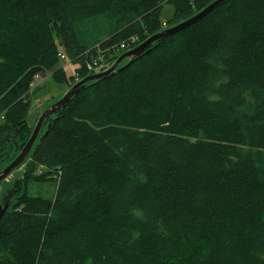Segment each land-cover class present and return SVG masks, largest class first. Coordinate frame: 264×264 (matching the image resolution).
Wrapping results in <instances>:
<instances>
[{"label":"trees","instance_id":"obj_1","mask_svg":"<svg viewBox=\"0 0 264 264\" xmlns=\"http://www.w3.org/2000/svg\"><path fill=\"white\" fill-rule=\"evenodd\" d=\"M213 1L0 0V171L33 131L37 76L69 88ZM132 59L50 114L0 187V264H264V0H226Z\"/></svg>","mask_w":264,"mask_h":264},{"label":"water","instance_id":"obj_2","mask_svg":"<svg viewBox=\"0 0 264 264\" xmlns=\"http://www.w3.org/2000/svg\"><path fill=\"white\" fill-rule=\"evenodd\" d=\"M224 1H226V0H215V1L211 2L207 7L202 9L200 12H198L194 16H191L189 19L179 23L178 26L176 25V26L164 29L163 31H160L159 33L149 37L146 41L139 44V46L137 45L135 48L126 51L124 54H122L117 59H115V61L110 65V67H108L104 71L99 72V73H92V74L78 80L74 85L69 87V90L59 100L54 101V103L52 105H50L47 109H45L41 113V115H39V118L37 119L36 124L34 125V128H32L33 131L31 133L29 139L25 142V145L23 146V148L21 149L19 154L16 155L15 158L4 169H1V171H0V182L3 181L6 177L10 176L11 172H13L15 168L19 167L25 161L27 155L31 151V148H32L34 142L37 141V138H38V135L40 132V128L42 127L45 119L47 117H49L50 114L55 113L58 109H60L62 106H64L68 100H70L73 96H75V94L79 91V89L82 85H84L87 82H90V81H93V80H96L99 78H103V77L107 76L108 73H111V72L117 70L119 63L123 59H125V60L129 59V62H131L133 60L132 58L137 56L140 52H142L149 45H152V43L155 42L157 39L164 37V36L172 35V34L178 32V30H181V29L185 28L186 26L191 25L192 23H194L195 21L200 19L202 16H204L205 14L210 12L212 9H214L216 7V5L218 6L219 4H221ZM12 193H13V190L11 188H9V189H6L1 195L0 219L3 216V214L6 212V209H8L10 206Z\"/></svg>","mask_w":264,"mask_h":264},{"label":"rangeland","instance_id":"obj_3","mask_svg":"<svg viewBox=\"0 0 264 264\" xmlns=\"http://www.w3.org/2000/svg\"><path fill=\"white\" fill-rule=\"evenodd\" d=\"M162 5V12H161V20L163 22L162 29L166 28L169 23L167 21L172 17L174 12V8L169 3H163ZM170 26V25H169ZM126 50H119L116 52V55L119 57L124 54ZM127 60L123 59L118 67L123 66ZM60 64L66 71V75L70 76L72 74L73 66H69L68 60L60 61ZM37 85L35 88L32 89L30 95V108L28 112V123L30 126L36 124L39 115L47 109L50 105H52V101L59 100L68 90V86L66 84H56L53 82L52 78L49 74L39 75L35 78L32 87ZM4 165V163L0 164V168ZM4 169V168H3ZM19 173H21L20 169H17L11 172V175L6 177L3 181L0 182V187H7L9 185L8 182H12L13 177H16ZM30 192L32 195L42 194L45 196H52L54 192V188L51 184L46 183L44 186H37V185H30Z\"/></svg>","mask_w":264,"mask_h":264},{"label":"built area","instance_id":"obj_4","mask_svg":"<svg viewBox=\"0 0 264 264\" xmlns=\"http://www.w3.org/2000/svg\"><path fill=\"white\" fill-rule=\"evenodd\" d=\"M59 57H60L61 60H66L65 55L62 54V53L59 54ZM101 59H102V58L99 56L98 59H96V61L93 60V64L88 63V64H87V67H88V68H91L92 65H93V66L96 65L97 62H100ZM99 64H100V63H99ZM73 71H74V69H73Z\"/></svg>","mask_w":264,"mask_h":264}]
</instances>
